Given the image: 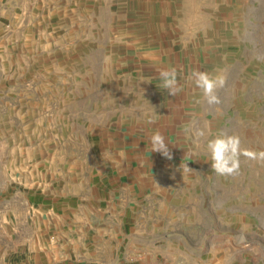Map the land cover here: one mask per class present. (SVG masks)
<instances>
[{
    "label": "crops",
    "instance_id": "crops-1",
    "mask_svg": "<svg viewBox=\"0 0 264 264\" xmlns=\"http://www.w3.org/2000/svg\"><path fill=\"white\" fill-rule=\"evenodd\" d=\"M74 2L79 24L99 6L108 11L102 21L115 23L103 50L124 71V104L89 125L90 161L0 186V264H250L229 218L233 210L198 201L215 196L221 175L202 153L208 137L195 135L206 132L213 111L189 79L192 55L205 50L199 39L218 35L199 32L197 22L231 19L241 0H59ZM7 28L0 20L2 73L16 56L2 38ZM78 34L91 36L86 29ZM173 68L181 91L171 96L160 72ZM156 131L171 159L151 151ZM201 230L221 237L199 238Z\"/></svg>",
    "mask_w": 264,
    "mask_h": 264
},
{
    "label": "rangeland",
    "instance_id": "rangeland-1",
    "mask_svg": "<svg viewBox=\"0 0 264 264\" xmlns=\"http://www.w3.org/2000/svg\"><path fill=\"white\" fill-rule=\"evenodd\" d=\"M37 2V7L32 0H3L0 5V20L9 30L2 38L16 51L15 60L0 71V81H6L0 85V186L11 188L30 181L31 174L90 161L89 125L121 108L127 90L124 71L103 50L115 25L102 21L105 7L103 13L99 6L98 14H86L87 21L79 24L76 2ZM82 29L91 36L79 37ZM197 29L218 35L199 39L205 50L192 55L191 72L225 78L217 93L220 103H205L213 111L206 137L225 132L238 136L242 149L264 150V0H241L231 19L198 21ZM118 43L121 49L119 38ZM134 75L141 77L138 71ZM207 142L202 143L204 154ZM215 190L213 198L199 199L200 205L229 206L231 224L239 228L241 255H249L250 264H264V164L241 155L238 174L215 178ZM207 235L221 237L216 230L199 231V238Z\"/></svg>",
    "mask_w": 264,
    "mask_h": 264
},
{
    "label": "clouds",
    "instance_id": "clouds-1",
    "mask_svg": "<svg viewBox=\"0 0 264 264\" xmlns=\"http://www.w3.org/2000/svg\"><path fill=\"white\" fill-rule=\"evenodd\" d=\"M160 78L162 81L161 87L166 89L171 96L181 91L177 83V74L174 68L162 70L160 72ZM189 79L201 91L204 101L209 106L220 103L217 93L225 84V78L222 75L213 76L208 72L195 70L190 74ZM195 135L197 137H204L205 132L204 130H197ZM150 145L152 152L161 153L168 159L172 158L168 143H166V138L161 132L156 131L150 137ZM207 151L209 153L212 170L221 176L238 174L241 155L249 160L264 164V150L242 149L240 138L225 132H221L214 138L208 140ZM185 167L188 168L187 165Z\"/></svg>",
    "mask_w": 264,
    "mask_h": 264
}]
</instances>
